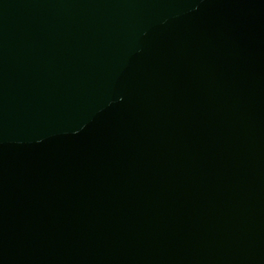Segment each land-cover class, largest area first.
I'll list each match as a JSON object with an SVG mask.
<instances>
[{
  "label": "water",
  "instance_id": "1",
  "mask_svg": "<svg viewBox=\"0 0 264 264\" xmlns=\"http://www.w3.org/2000/svg\"><path fill=\"white\" fill-rule=\"evenodd\" d=\"M0 264H264V0H0Z\"/></svg>",
  "mask_w": 264,
  "mask_h": 264
}]
</instances>
